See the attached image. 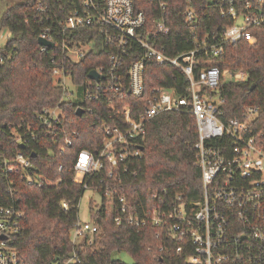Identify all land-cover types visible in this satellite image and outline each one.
<instances>
[{
  "label": "built area",
  "instance_id": "1",
  "mask_svg": "<svg viewBox=\"0 0 264 264\" xmlns=\"http://www.w3.org/2000/svg\"><path fill=\"white\" fill-rule=\"evenodd\" d=\"M59 3L55 8L44 0L38 1L39 38L52 41L56 46V38L60 36L90 30L86 40L61 43L66 48V56L75 61L90 50L99 52L109 46L106 65L92 69L98 77L89 76L81 89L70 70L58 64L53 66L65 98L72 100L82 96L85 102L93 103L106 96L122 97L126 92L141 97L146 91L147 60L175 66L184 74L187 83L184 93L175 88L154 87L139 119L126 114L121 124L104 121L102 148L98 154L87 149L78 152L74 182L85 189L92 188L86 177L97 176L107 165L109 178H112L121 161L141 154L140 140L147 135V120L164 112H190L197 129L194 148L196 165L201 171V197L187 201L177 194L165 203L161 199L159 206L153 205L138 213L125 195L115 194L107 187V209L111 211L119 205L120 213L114 219L118 225L126 219L137 229L148 223L159 228L155 247L159 261L155 264H264L262 107L247 104L234 115L227 112L228 100L221 90L228 82L245 81L248 76L245 69H220L218 66L196 69L200 66V55L218 57L224 53L226 43L256 42L255 30L264 27V0L203 1L199 8H216L227 23L202 38L192 28L193 47L175 54L166 52L165 46H158L154 40L158 33L161 36L171 32L164 17L167 7L164 0L159 2L163 16L154 19L152 28H146V14L136 8L135 0H74L70 6L63 5L61 0ZM184 16L192 25L199 20L194 7L186 9ZM136 46L142 54L134 58ZM47 47L50 46L41 45V50ZM4 55L0 52V63ZM79 107L92 111L91 106ZM62 115L57 107L45 108L39 119L51 130L61 125ZM71 143L69 140L68 144ZM64 151L62 146L61 152ZM15 163L24 169L32 166L30 158L22 152L16 154ZM13 168L15 166H9L8 170ZM29 181L38 182L33 177H29ZM62 206L64 210L69 209L67 201H63ZM24 218L21 208L0 203V264L25 263L22 254L13 246L14 235L20 231ZM98 231L99 225L92 219L82 222L78 218L72 231V250L54 264H86L89 248L97 245L94 239ZM112 261L115 263L100 264H143L133 257L131 262L113 258Z\"/></svg>",
  "mask_w": 264,
  "mask_h": 264
},
{
  "label": "trees",
  "instance_id": "2",
  "mask_svg": "<svg viewBox=\"0 0 264 264\" xmlns=\"http://www.w3.org/2000/svg\"><path fill=\"white\" fill-rule=\"evenodd\" d=\"M38 1L13 0L0 20V30L6 26L11 33L7 43L0 44V52L5 54L0 63V203L14 205L25 212L13 242L22 254L24 264H54L72 250V231L85 191L81 184L74 182V162L78 152L87 149L98 154L104 140V121L121 124L126 114L139 119L154 87L175 88L184 93L187 83L184 74L175 66L147 60L146 91L141 97L126 92L122 97L106 96L93 103L85 102L82 96L72 100L65 98L53 66L58 64L70 70L81 89L89 80L92 69L106 65L109 46L99 52L90 50L77 61L67 57L62 41L86 40L90 30L84 29L56 38V46L42 51L39 43L41 25L36 15ZM59 1L44 0L55 8ZM72 1L61 0V3L70 6ZM164 1L167 5L164 17L171 32L161 36L158 33L154 40L158 46L164 45L170 54L193 47L192 28L202 38L227 23L216 8H199L205 0ZM159 2L135 0L136 8L146 14V28H152L154 19L163 16ZM190 7L198 11L199 20L193 25L184 16V11ZM255 32L257 39L253 44L243 40L226 43L224 53L218 57L203 54L198 58L200 66L197 70L201 66H218L220 69L243 68L248 72L245 81L228 82L221 90L228 100L229 115L238 113L244 105L260 104L264 117V27ZM135 52L134 58L142 54L138 46ZM253 84L255 87L251 89ZM78 106H91L92 111L87 109L80 115ZM54 107L62 111V123L56 129L48 130L39 114L45 108ZM145 124L147 135L140 140V155L121 161L112 178L108 175V165L97 176L86 177L103 198L102 206L95 211L91 203V219L99 225V231L94 239L97 245L89 248L86 264L115 263L112 261L115 250L128 252L138 263L159 261L155 250L159 228L148 223L137 229L126 219L122 224H116L114 219L120 213L119 205L111 211L107 209V187L115 194L125 195L138 213L153 205L159 206L161 199L165 203L177 194L187 201L202 195L201 171L196 165L194 148L197 137L194 116L187 111L164 112ZM62 146L64 152H61ZM19 152L30 158L31 167L24 169L15 163ZM9 166L15 168L10 171ZM29 177L38 182L31 183ZM63 201L69 203L68 210H64Z\"/></svg>",
  "mask_w": 264,
  "mask_h": 264
},
{
  "label": "rangeland",
  "instance_id": "3",
  "mask_svg": "<svg viewBox=\"0 0 264 264\" xmlns=\"http://www.w3.org/2000/svg\"><path fill=\"white\" fill-rule=\"evenodd\" d=\"M13 0H0V20L2 19V16L7 9L8 6L12 5ZM11 33L9 29L6 26H3L0 30V44L4 45L7 43L8 39L10 38ZM230 76L227 77V79ZM68 80L71 82L70 77H68ZM68 85L71 87V84L68 83ZM93 202L94 210H96L99 205L102 203V197L98 192H96L93 188H86L83 192V195L80 198L79 201V218L82 222L90 221L91 220V203ZM79 240H82L81 238ZM113 259H121L125 262H131L132 257L128 252L125 251H113L112 253Z\"/></svg>",
  "mask_w": 264,
  "mask_h": 264
},
{
  "label": "water",
  "instance_id": "4",
  "mask_svg": "<svg viewBox=\"0 0 264 264\" xmlns=\"http://www.w3.org/2000/svg\"><path fill=\"white\" fill-rule=\"evenodd\" d=\"M39 43L41 44V45H47V46H53L54 45V43L52 42V41H48V40H45V39H43V38H39ZM89 76L90 77H98V73L95 71V70H91L90 71V74H89ZM254 87H255V84H253L252 86H251V89H254ZM84 112V109L83 108H81V107H79L78 109H77V113L78 114H82ZM142 149V148H141ZM3 237V236H2Z\"/></svg>",
  "mask_w": 264,
  "mask_h": 264
}]
</instances>
